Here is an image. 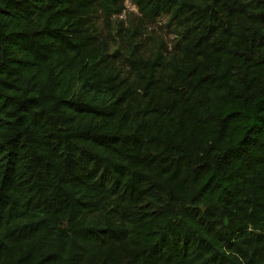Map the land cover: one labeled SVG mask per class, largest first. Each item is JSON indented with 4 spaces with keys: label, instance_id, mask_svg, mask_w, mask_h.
<instances>
[{
    "label": "trees",
    "instance_id": "16d2710c",
    "mask_svg": "<svg viewBox=\"0 0 264 264\" xmlns=\"http://www.w3.org/2000/svg\"><path fill=\"white\" fill-rule=\"evenodd\" d=\"M133 1L0 0V264H264V0Z\"/></svg>",
    "mask_w": 264,
    "mask_h": 264
},
{
    "label": "rangeland",
    "instance_id": "374dc122",
    "mask_svg": "<svg viewBox=\"0 0 264 264\" xmlns=\"http://www.w3.org/2000/svg\"><path fill=\"white\" fill-rule=\"evenodd\" d=\"M125 5V11L121 15H114L111 18V21L109 26H112L115 24V22L118 19H124L126 21V25L129 24V22L133 21H139L140 20V14L137 9V7L134 4L133 0H123ZM167 18L163 17L157 21V23L153 24H146L145 27L142 28V31L144 32L145 36L152 35L155 39L164 40L169 45L172 43L173 36L171 34L170 27L166 23ZM101 26H104L106 29V24L104 25V19L103 17L100 19Z\"/></svg>",
    "mask_w": 264,
    "mask_h": 264
}]
</instances>
